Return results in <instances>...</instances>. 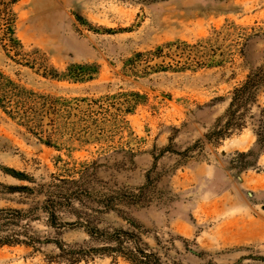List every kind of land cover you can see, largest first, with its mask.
Returning a JSON list of instances; mask_svg holds the SVG:
<instances>
[{"label":"rangeland","instance_id":"rangeland-1","mask_svg":"<svg viewBox=\"0 0 264 264\" xmlns=\"http://www.w3.org/2000/svg\"><path fill=\"white\" fill-rule=\"evenodd\" d=\"M14 8L19 41L0 0V71L38 91L98 97L136 90L147 99L128 116L129 144L107 152L90 146L71 158L0 108V208H33L30 225L41 240L83 245L91 239L86 226L113 232L132 219L166 264H264V152L241 168L238 152L256 140L250 128L205 136L224 119L232 88L264 60V38L247 41L244 56L222 66L170 68L195 49L184 41L195 44L229 22L264 24V0H20ZM137 52L144 56L126 65ZM93 62L101 70L87 82L43 74L45 66ZM60 154L80 168L67 177L74 180L62 179ZM25 185L34 191L10 192ZM44 204L57 205L58 226ZM40 248L0 246V264H67L54 261V243ZM79 264L132 263L96 255Z\"/></svg>","mask_w":264,"mask_h":264},{"label":"trees","instance_id":"trees-1","mask_svg":"<svg viewBox=\"0 0 264 264\" xmlns=\"http://www.w3.org/2000/svg\"><path fill=\"white\" fill-rule=\"evenodd\" d=\"M19 1L7 0L9 31L11 39L15 41L17 13L14 7ZM78 19L85 21L80 15ZM89 25L95 30L100 29L90 23ZM256 37L264 38V24L256 22L254 25L243 26L236 22L226 23L220 28H214L210 35L202 37L195 44L184 41L185 46L195 49L191 50L185 63L170 68L184 71L222 66L235 55L244 56L245 44ZM168 44L173 45L174 42ZM226 45L231 48L227 50ZM163 51L164 46H158L153 54L160 56ZM142 56L143 52H137L128 58L126 65L136 64ZM100 70L101 65L96 62L72 63L64 71H59L54 66H45L43 74L59 81L87 82L95 79ZM146 99V94L136 90H123L98 97H71L38 91L0 71L1 110L39 142L59 152H65L69 158L74 152L90 146H98L100 152H107L129 144L135 133L128 116ZM245 128L252 130L256 140L252 148L238 152L241 168L254 165L264 152V60L259 65L252 66L246 77L232 88L224 119L205 136L212 141L213 137L224 138ZM55 161L57 169L65 176L62 179L74 180L67 177L80 172L77 165L71 166L72 163L61 154ZM16 191L30 193L34 190L25 185L10 192ZM56 201L51 200L52 203ZM40 208L50 216V225L58 226L55 222L57 205L44 204ZM31 209L33 208H0V246L26 245L40 251L42 244L54 243L59 251L54 261L67 264L88 262L96 255L122 256L132 264H166L159 253L144 240V231L132 219L128 220L132 225L130 228L121 227L113 232L96 225H88L86 231L91 239L85 241V245H71L63 240H41L31 229ZM91 240L98 244L92 245Z\"/></svg>","mask_w":264,"mask_h":264}]
</instances>
